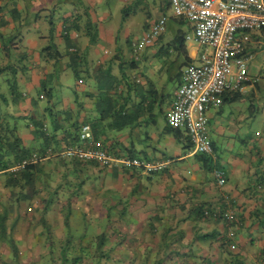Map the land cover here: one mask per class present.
Instances as JSON below:
<instances>
[{
    "label": "crops",
    "instance_id": "obj_1",
    "mask_svg": "<svg viewBox=\"0 0 264 264\" xmlns=\"http://www.w3.org/2000/svg\"><path fill=\"white\" fill-rule=\"evenodd\" d=\"M99 1L101 0H88L90 8L85 11V7L88 6L83 2L80 4L84 7L82 13L76 10L74 14L72 13L74 0H0V53L6 52L2 50L5 38L10 36L14 38L10 46L12 51L22 44L19 38L32 36L31 67L26 69L25 73L22 71L23 74L19 76L21 81L19 82L24 89L20 96L9 104V108L13 115L19 118L23 143L33 150L38 148L37 139L34 138L36 120L46 122L49 114L63 119L69 110L80 112V122L84 118L96 116L92 98L88 95L92 90L85 80V84L77 83L75 80L74 95L70 98L64 97L60 100L54 95L49 100L43 96L42 83L46 81L52 86L62 84L68 71H71V61L68 56H62L53 65L51 57L45 59L40 56L42 48L53 46L52 43L46 42L40 44V40L42 42L47 38L50 29L47 23L44 24L45 27H41V10L49 8L53 11L60 2L63 6H69V9L63 7L64 11L60 7L61 18L53 25L54 36L57 42L63 43L67 50H71L73 47L69 46L70 43L68 44L62 33H65L66 27L71 26L78 18L79 32L76 34L73 32L75 29H70L69 35L71 38H77L79 52L83 58L89 62L97 60L93 65L90 62L94 70V65L108 57L116 58L117 63L119 59L117 54L121 50L116 29L110 25L109 14L100 17L96 14L98 5L102 2ZM88 11L93 12L95 27L100 24L98 29L96 27L97 33L90 35L91 37L88 33L80 31L82 21L85 22L81 16L89 14ZM27 13H31L30 17ZM46 21L48 19L45 18ZM103 23L110 26L106 27ZM129 38L132 41L134 37L128 36L126 42ZM57 42H54V45L60 51ZM185 46L187 54L192 59L191 63H197L200 47L192 42ZM152 47H148L146 56L152 52L150 49ZM99 56L102 59H99ZM1 60L0 56V63ZM183 65L186 66L187 63ZM151 72L160 75L156 68H151L150 74ZM181 79L182 74L176 79L177 85L173 86L172 92L169 93L170 97L165 103L166 109ZM258 88L259 82L246 84L243 95L252 100ZM227 94L225 93L226 97ZM218 97V104L209 108L213 109L211 112L208 114L206 112V135L213 146L212 155L192 152L191 147L187 148L190 142L175 137L169 130L164 116L163 127H159L157 122L149 125L153 126L151 131L147 130L149 126L145 128L144 131H148L149 136L142 142L143 146L145 145V156L151 162H166L162 169L146 172L137 167L125 169L115 164L104 170L92 165L88 167V173L97 177L98 186L96 190L93 188L92 192L97 191L100 197L103 196L102 200L110 198L109 203H112L111 212L114 215L112 235L115 239L130 244H146L150 239L159 238L155 229L162 231L164 228L174 230L180 227L185 231L184 247L192 243L191 250L196 252L197 259L210 260L212 263L209 264H264V131L261 134L256 131L251 134L248 124L242 123L243 119L253 116L250 106L246 107L243 103V108L248 110L249 115L239 111L234 114L236 109L242 110L234 103L243 102L245 98L226 100V97L223 99V95ZM77 103L81 106L79 107ZM225 103H228L227 110L223 107ZM225 150L230 151L226 160L222 159L226 155ZM206 156L209 157L210 170L205 168L202 160ZM215 168H220L224 172L225 182L221 186L214 179ZM2 184L1 181L0 187ZM100 197L98 202H101ZM181 204H184L186 209H180ZM202 205L203 208L210 206L219 215L216 218L198 219L196 208ZM190 210L192 211L183 226H179L181 216ZM120 214H123V217ZM156 218H160V221Z\"/></svg>",
    "mask_w": 264,
    "mask_h": 264
},
{
    "label": "trees",
    "instance_id": "obj_2",
    "mask_svg": "<svg viewBox=\"0 0 264 264\" xmlns=\"http://www.w3.org/2000/svg\"><path fill=\"white\" fill-rule=\"evenodd\" d=\"M168 3H170L169 0H159V7L165 8ZM124 13H126L125 10ZM170 19L178 25L189 24L182 16L175 15ZM75 20L71 26L66 27L65 33H62L68 44L70 43L69 46L73 48L62 53L54 45L55 43H52L53 46L42 48L40 56L49 59L48 52L52 50V47L54 53L50 57L53 62L56 63L62 56H68L71 61L70 68L77 83L85 84V80L92 90L88 92V95L92 98V107L96 116L84 118L80 122V112L69 110L64 114L63 119L49 114L46 122L36 120L34 138L37 139L38 148L35 150L41 153L42 159L21 169L10 171V167L35 150L23 143L19 118L11 113L4 114L0 104V180L3 183L0 187V264H38V261L31 260V255L27 258V252L33 246L37 248L38 255L45 258L44 264L212 263L210 260L197 259L196 252L191 250L192 243L184 247L185 231L180 227L174 230L164 228L162 231L155 229L159 238L150 239L146 244L125 243L113 237L112 203H109L110 198L102 200L103 196L100 197L97 191L92 192L93 188L97 189V177L88 173L87 169L91 165L100 170L112 164L125 169L134 168V166L122 163L107 165L95 159L80 158L75 155H44L47 148L55 152L70 145H81L80 126L88 123L94 147L115 155L150 161L145 156V145L143 146L142 143L149 136V132L144 130L149 125L157 124V114L163 117L166 115L165 103L170 94L163 93L164 84H161L162 87H157L154 82H151L145 69L138 68L139 63L146 58L145 52L148 47L158 46V53H164L161 45L164 38L163 32L154 35L152 42L137 49L133 48L135 41L132 42L129 38L127 44L131 46L133 56L123 59L124 54L120 50L117 54L119 57L117 63L116 58L108 57L94 65L93 70L90 62L79 52L77 42L74 43L69 35L70 29H75L73 31L76 34L79 32V20L78 18ZM160 21L163 26L164 20L160 16L152 22V27L157 26ZM49 24V35L53 41L54 28L51 20ZM147 26L146 19L144 27ZM259 30L264 32V26ZM184 37L179 27L167 43L173 44L175 50L178 49L173 59L167 55L162 61L175 65V67L168 66V68H175L171 71L166 69L168 80L180 77L183 72L181 65L192 61L187 54ZM13 40L14 38L10 36L2 42L6 55L12 52L10 46ZM250 41L248 39L244 44L246 50H249L247 45ZM22 55L23 53L18 55V60ZM158 71L159 69L157 73ZM2 73L6 76V66L0 63V75ZM260 75L264 76L260 71L258 80L261 78ZM160 76L161 74L158 77ZM79 80L81 82H78ZM257 83L258 81L253 84ZM15 84L16 79L10 87L13 88ZM245 84H251V82ZM41 86L43 96L50 100L54 96L52 85L44 81ZM159 89H162V92H159ZM244 91H227L225 92L228 93L227 97L225 93L222 94L223 99L225 97L226 100L243 99ZM19 96L20 92L13 91L11 98L15 101ZM1 101L5 105L8 104L7 97L0 91V103ZM77 104L81 106L80 103ZM44 123L47 124L46 127ZM168 128L175 137L184 138L185 142H190L187 148L192 147L191 140L185 131L169 125ZM207 156L202 160L206 165L205 168L210 170ZM99 197L101 202H98ZM203 207L202 205L196 208L198 219L216 218L219 215L210 206ZM180 209H186V206L181 204ZM191 211L181 216L179 226H183ZM53 214L56 216H52ZM156 220L160 221V218Z\"/></svg>",
    "mask_w": 264,
    "mask_h": 264
},
{
    "label": "built area",
    "instance_id": "obj_3",
    "mask_svg": "<svg viewBox=\"0 0 264 264\" xmlns=\"http://www.w3.org/2000/svg\"><path fill=\"white\" fill-rule=\"evenodd\" d=\"M174 5L176 16H182L189 23L191 32L185 38L200 47L197 63H189L182 72L177 91L166 109V122L175 129L187 133L192 152L213 154V146L206 135V111L218 104V96L227 91L243 92L246 82L258 81L257 74L249 73V62L253 53L245 49L248 38L237 32L260 29L264 26V0H169ZM162 21L152 30L161 31ZM154 33L143 37L144 44L153 40ZM264 74V62L261 67ZM78 82H81L79 80ZM81 145H70L60 151L47 148L44 155H75L95 159L102 164L122 163L143 171H158L166 162H151L141 158L115 155L93 146L94 140L88 123L79 130ZM42 159L39 151L31 154L9 168L15 171ZM213 176L218 185H223L225 175L215 168Z\"/></svg>",
    "mask_w": 264,
    "mask_h": 264
},
{
    "label": "rangeland",
    "instance_id": "obj_4",
    "mask_svg": "<svg viewBox=\"0 0 264 264\" xmlns=\"http://www.w3.org/2000/svg\"><path fill=\"white\" fill-rule=\"evenodd\" d=\"M101 1H99L101 3L98 5L96 14L99 17L103 14H109V18H111L110 25L116 29L115 30L116 35L119 36L117 39H118L119 48L122 50V53L124 54L122 56L123 59H129L131 56H133L132 50H131L132 48L126 42V38L128 36L134 37L132 39V42L135 41L133 42L134 43L133 48L137 49V48H141L144 45L143 37H145V35L149 34L150 32H153L154 35H157L163 32L164 38L161 42V45L163 46L164 53H161V52L158 53V46H154L150 48L152 49V52H150L148 56H146V58H144V60L139 63L138 68L143 69V70L145 69V73L147 74V76H150L149 79L151 80V82H154L157 87L161 86V84H163L164 82V88H165L163 90L164 94L171 93L172 87L173 86L175 87V85H177V82H176L177 78L168 80V76H167L168 72L166 69L168 68V66H171L174 64L169 63V62L167 64L162 61L165 59L167 55L170 56L172 59L177 55L178 49L175 50L173 44H167V43L170 41V36L172 37V34L179 27L181 31L184 33V35L189 34L191 32V29L189 28V24L184 23L182 25H178V24H175L171 19L169 20L171 16L175 17L174 5L171 3H168L165 8L161 9L159 7V0H139V1L137 0H104V1L101 0ZM83 2H85V5L88 6V7H85V9L84 7H82L83 5L80 6V4H83ZM106 2H108L109 4ZM61 3L62 2L58 4L59 6L54 7L53 11H51L49 8H47L46 10H41V14H40V18L42 20L40 21L41 27H45L44 24L47 23V25L50 28L49 20L52 21L53 25L56 24L57 19L61 18L60 17V7L62 8L67 7L69 9L68 5L63 6ZM73 4H75V6H72V13L74 14L76 10H78V12H80L81 14L82 13L81 10L84 9L85 11L88 8H90V6L88 5V0H74L72 5ZM107 8H108V11H106ZM64 10L65 8H63V11ZM124 10L126 12L125 15H124ZM88 12L89 14L87 15L83 14L81 16L82 20H84L85 22L82 21V27L80 31L86 32L90 36V35L97 33L96 27L98 29L100 24L95 27V22L92 19L93 12H90V11ZM27 14L30 17L31 13H27ZM160 16H162L164 20L163 30L162 31H159L156 29L152 30V22ZM45 18L46 20L48 19V21L45 22ZM146 19L148 22V26L144 27ZM85 23L87 26H85ZM110 25H106V27ZM53 33L54 32H52V34ZM49 34L47 38H44V41L41 42L40 40V44H44L45 42L46 44L57 42L54 34L52 36L53 41H51V37ZM82 35L84 34H81V36ZM236 35H239V36L241 35L244 38H248L251 40L249 45H247L248 46L247 49H249V51H252L253 53V58L251 62H249V73L251 75H255V74L259 75L261 71L262 63L264 62V32H262L259 29H251L248 31L237 32ZM31 37L32 36H26L24 38H19L22 44L19 45L20 47L13 49L9 55H6L7 53L5 52L0 53V56L2 58L1 65L6 66V76H5V73H2L0 75V79H1L0 80V91L5 94V96L7 97V102H8L7 105H5V103L2 101H1L2 103H0L1 106L3 107L1 111H3L4 114H7V113L13 114L9 108L11 103L13 102L11 98L13 91L14 93L23 92L24 88H23L22 83H20L21 81L19 79V76L25 73L26 69H29L31 67V60L33 59L32 51L30 50V47H31L30 38ZM82 39H84V37H82ZM184 39H185L186 45L188 42H191L185 37ZM72 40L74 43L77 42L76 37H73ZM57 45L60 46V51H64V52L67 51L66 47L63 46V43L60 44L59 42H57ZM2 50H3V47H2ZM22 53L23 55L19 57V60H18L17 58L18 55ZM48 53L50 54L49 57L52 56V54L54 53L53 47H52V50ZM99 59H102L101 56H99ZM96 61L97 60L93 59L90 62L93 65V64H96ZM54 64L55 62H53V65ZM174 67H170L168 68V70L171 71ZM151 68H156L157 70L159 69L158 73L160 72L161 76L158 77L157 75H154V73L152 72H151L152 74H150ZM185 68L186 66L181 65V70L182 69L184 70ZM14 69L15 71H13ZM52 69H53V66H52ZM15 72L17 73L13 74ZM53 73H55V68H54ZM260 77L261 78H259L258 80L259 88L255 90V95H254L255 98L250 100L247 96H245L244 97L245 99L243 102L236 101L234 103V105L237 104V106H239V109H242V110L236 109L234 111V114L239 111L242 114L249 115L248 110L243 108V103L246 107L250 106V108H252L250 109V111L253 114V116L247 117L246 119L242 120V123L248 124L251 134L254 133L255 131L258 134H261V132L264 131V76L260 75ZM15 79H16V84L14 85L13 88H11L10 84L12 82H15ZM74 83H75V77L73 76L71 71H68L67 76L63 80L62 84H59L58 86L53 85L52 91L54 95H56L60 100H62L64 97L70 98L72 95H74ZM159 92H162V89H159ZM227 104L228 103H225L223 105L224 110L228 109ZM212 110L213 109H208L206 111L207 114L208 112H211ZM157 120H158L159 127H163L165 124V120L163 116L160 114H157ZM152 128L153 126L152 127L149 126L147 127V130L151 131ZM229 153L230 151L225 150L226 155L225 157L223 156L222 159L226 160L227 158L226 156L229 155ZM233 153L237 155L236 152H233ZM50 214H52L51 211H50ZM52 216H56V215L53 214ZM25 224H27V222H25ZM21 245L22 243H20V247H22ZM29 256L30 258H32L31 260L38 261V264H44L45 258L40 257V254L38 255V251L36 247L33 246L32 249L29 252H27V258Z\"/></svg>",
    "mask_w": 264,
    "mask_h": 264
}]
</instances>
